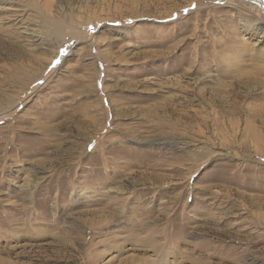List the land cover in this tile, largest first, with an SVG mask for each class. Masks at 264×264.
I'll list each match as a JSON object with an SVG mask.
<instances>
[{"label": "rangeland", "instance_id": "obj_1", "mask_svg": "<svg viewBox=\"0 0 264 264\" xmlns=\"http://www.w3.org/2000/svg\"><path fill=\"white\" fill-rule=\"evenodd\" d=\"M263 21L0 0V264H264Z\"/></svg>", "mask_w": 264, "mask_h": 264}, {"label": "bare ground", "instance_id": "obj_2", "mask_svg": "<svg viewBox=\"0 0 264 264\" xmlns=\"http://www.w3.org/2000/svg\"><path fill=\"white\" fill-rule=\"evenodd\" d=\"M19 1H22V2H23V0H19ZM260 1H261V0H260ZM26 2H27V1H26ZM261 3H262V2H261ZM27 4H28V5H32V1H31V2H30V1L27 2Z\"/></svg>", "mask_w": 264, "mask_h": 264}, {"label": "water", "instance_id": "obj_3", "mask_svg": "<svg viewBox=\"0 0 264 264\" xmlns=\"http://www.w3.org/2000/svg\"><path fill=\"white\" fill-rule=\"evenodd\" d=\"M261 2H262V5L264 7V0H261ZM263 30H264V21H263Z\"/></svg>", "mask_w": 264, "mask_h": 264}]
</instances>
